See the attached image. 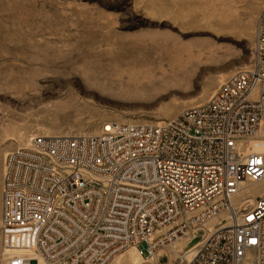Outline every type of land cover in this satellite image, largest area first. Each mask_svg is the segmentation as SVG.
<instances>
[{"label": "built area", "instance_id": "built-area-1", "mask_svg": "<svg viewBox=\"0 0 264 264\" xmlns=\"http://www.w3.org/2000/svg\"><path fill=\"white\" fill-rule=\"evenodd\" d=\"M247 185L264 189V8L251 64L207 102L161 124L30 136L8 152L1 255L108 264L135 247L151 264H264V191L231 201Z\"/></svg>", "mask_w": 264, "mask_h": 264}, {"label": "rangeland", "instance_id": "rangeland-1", "mask_svg": "<svg viewBox=\"0 0 264 264\" xmlns=\"http://www.w3.org/2000/svg\"><path fill=\"white\" fill-rule=\"evenodd\" d=\"M263 8L264 0H0V183L8 152L30 136L95 133L108 120L161 124L207 102L251 64ZM133 58L124 69L145 61L134 81H95ZM131 253L112 264H151Z\"/></svg>", "mask_w": 264, "mask_h": 264}, {"label": "bare ground", "instance_id": "bare-ground-1", "mask_svg": "<svg viewBox=\"0 0 264 264\" xmlns=\"http://www.w3.org/2000/svg\"><path fill=\"white\" fill-rule=\"evenodd\" d=\"M144 59V58H143ZM136 61V58H133L131 61H119V64H118V67H116L115 68V70H114V72H115V74H116V77L115 78H111L110 80H108V81H106L105 79H101V78H97L95 81L97 82V83H99L100 85H101V87L103 88V89H106V88H111V87H113L116 83H119V82H121V81H134L135 79H136V77H137V75H139V74H142L143 73V68L142 69H140V67L141 66H143L144 64H145V61H141V62H139V63H135L136 64V67L137 68H134V70H133V72L132 71H129L128 69H124V67L125 68H129V66H131V65H134V63L133 62H135ZM126 65V66H125ZM123 69H122V68ZM243 68H246V67H243ZM148 70V69H147ZM149 72V71H148ZM148 72L146 71V73L148 74ZM146 73H145V75H146ZM96 77V76H95ZM252 187H254V186H252ZM250 190L252 193H253V195H255V196H260L262 193H263V191H264V189L263 188H259V186H257V190H254V189H251V185H247V186H243V188H242V192L241 193H239V195L238 196H236L235 198H232L231 199V201H232V203L233 204H235V201H237V199L240 197L241 199V203H242V205H245L246 203H248V202H252V201H254L255 200V198H253V196H245V194H244V192H246V190ZM222 216H224L223 214H220L218 217H216L215 219H213L212 221H210L207 225H208V227H213L214 225H215V223H214V221L216 220V219H220V220H222L223 221V218L224 217H222ZM222 221L220 222V223H222ZM217 225V224H216ZM183 244L184 243H182L181 245H180V247H183ZM131 248H135V247H131ZM127 250H130L132 253L130 254L131 256H132V258H133V260H135V258H136V254H137V257H138V255H139V253H138V251H137V249L135 248V249H127ZM128 252V251H127ZM123 254V253H122ZM123 256V255H122ZM122 256H116L115 258H113L108 264H112V263H114V262H116V261H118ZM140 256V255H139ZM141 257V256H140ZM139 258V257H138ZM137 258V259H138Z\"/></svg>", "mask_w": 264, "mask_h": 264}, {"label": "crops", "instance_id": "crops-1", "mask_svg": "<svg viewBox=\"0 0 264 264\" xmlns=\"http://www.w3.org/2000/svg\"><path fill=\"white\" fill-rule=\"evenodd\" d=\"M2 202H3V179L2 182L0 183V221L2 217Z\"/></svg>", "mask_w": 264, "mask_h": 264}]
</instances>
